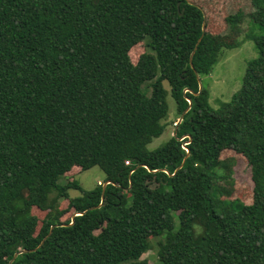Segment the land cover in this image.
I'll return each mask as SVG.
<instances>
[{
  "label": "trees",
  "instance_id": "16d2710c",
  "mask_svg": "<svg viewBox=\"0 0 264 264\" xmlns=\"http://www.w3.org/2000/svg\"><path fill=\"white\" fill-rule=\"evenodd\" d=\"M202 2L0 0V264L23 249L12 264H149L152 239L159 264H264V37L213 108L197 75L241 44L243 20L212 34ZM166 82L180 117L192 105L149 150ZM226 152L251 169L248 199ZM75 167L109 184L59 183Z\"/></svg>",
  "mask_w": 264,
  "mask_h": 264
},
{
  "label": "rangeland",
  "instance_id": "374dc122",
  "mask_svg": "<svg viewBox=\"0 0 264 264\" xmlns=\"http://www.w3.org/2000/svg\"><path fill=\"white\" fill-rule=\"evenodd\" d=\"M201 3L206 11L209 21V31L212 34H219L229 24H233V20L227 19L230 16H240L243 22L241 28L243 34L239 42L241 43L234 49H224L222 51L219 62L209 75L201 76L203 88L208 92V102L215 109H218L222 102H228L232 96L240 90L243 84L248 64L258 57L256 50L255 38L264 37V28L261 27L263 19V8L256 0H202ZM147 51L144 43L134 47L131 52V60L136 63L140 56ZM165 88L169 92L167 101L169 104V115L164 124L167 125L166 131L162 136L153 140L148 145L149 150H154L164 145L175 133L176 125L180 115L177 111V104L171 96V88L166 82ZM225 160L232 159L235 164L233 167V177L238 184L245 189L242 199L249 198V185L253 186L251 169L248 167L246 160L236 154L226 152L223 155ZM71 179L76 180L86 191L93 190L100 182H105L106 175L99 167H93L86 171H81L79 167H75L71 172L67 173L65 178H61L59 183L65 184ZM104 184V183H103ZM70 197H78L81 195L79 190L72 189L69 191ZM61 207H68V200L61 201ZM40 219L45 214L38 213ZM152 249L143 255V259H147L149 264H159L157 255L156 240L151 241Z\"/></svg>",
  "mask_w": 264,
  "mask_h": 264
},
{
  "label": "water",
  "instance_id": "95a60500",
  "mask_svg": "<svg viewBox=\"0 0 264 264\" xmlns=\"http://www.w3.org/2000/svg\"><path fill=\"white\" fill-rule=\"evenodd\" d=\"M204 30H205V23L203 24V33H204ZM201 40V39H200ZM199 40V41H200ZM197 46H198V44H197ZM194 55V52L192 53V56ZM197 78H198V82H199V85H200V92L202 91V89H203V86H202V83H201V80H200V77L197 75ZM200 92L197 94V95H199L200 94ZM189 104H190V107H191V105H192V103H191V101L189 100ZM190 107L181 115V117L179 118V122H181L182 120H183V117H184V115L188 112V110L190 109ZM189 143V142H188ZM184 145H187V143H185ZM189 156V150L187 149V156H186V158L184 159V161H183V163L181 164V166H179L178 167V169L176 170V171H178L179 169H181L182 167H183V165H184V163H185V161H186V159H187V157ZM107 184H109V182H106L104 185H103V187H104V190H105V187H106V185ZM103 199H104V191H103ZM83 213H75L74 215H73V217H72V219L74 220V218H75V216H77V215H82ZM53 228V227H52ZM43 242H44V240H43ZM43 244V243H42ZM36 249H33V250H27V249H23V250H20L19 252H17L15 255H14V258L11 260V262H10V264H12L13 263V261L20 255V254H24V253H28V252H30V251H35Z\"/></svg>",
  "mask_w": 264,
  "mask_h": 264
},
{
  "label": "built area",
  "instance_id": "2783aa9c",
  "mask_svg": "<svg viewBox=\"0 0 264 264\" xmlns=\"http://www.w3.org/2000/svg\"><path fill=\"white\" fill-rule=\"evenodd\" d=\"M178 123H179V121H178ZM178 123H175V125H177Z\"/></svg>",
  "mask_w": 264,
  "mask_h": 264
}]
</instances>
